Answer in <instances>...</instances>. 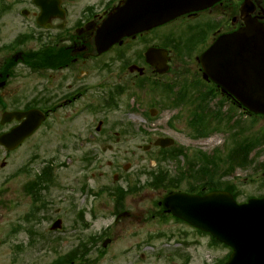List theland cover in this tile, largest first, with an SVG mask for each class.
Masks as SVG:
<instances>
[{"label":"flooded vegetation","instance_id":"1","mask_svg":"<svg viewBox=\"0 0 264 264\" xmlns=\"http://www.w3.org/2000/svg\"><path fill=\"white\" fill-rule=\"evenodd\" d=\"M126 1L62 0V11L52 13L48 20L45 17L48 27L39 25L38 21L43 12L34 0L31 9L25 14L29 23L20 29L15 28L11 20L6 23L5 17L12 10L10 6L6 12L0 11V104H28L29 98L33 99V105H42L41 102L44 101L51 123L61 119L65 131L76 132L78 121L83 114L88 111L94 115L104 95L113 94L110 99L125 102L127 97L124 94L142 93V99L157 102L168 92L164 84L166 75L157 73L155 67L147 60L150 48L168 49L171 64L180 54L197 58L195 42L201 40L211 43L222 31L219 28L215 30L212 26L216 21L225 25L220 19L222 15L214 17L211 21V14L216 11V5L211 9L185 14L136 35L123 37L108 50L99 52L96 47L99 27ZM257 14L264 17V13ZM233 17L238 19L230 18L231 26L236 27L242 23L239 16ZM29 32L32 37L41 41L35 50L33 38L32 42H22L23 39H28ZM24 46L31 48L23 49ZM28 56L59 57L61 61L54 64L49 61L43 64L34 63L33 67H30L22 61ZM178 65H181L179 61ZM22 67L28 69L33 76L30 93L29 89L25 90L18 84ZM45 68L47 71H42ZM190 85L195 91L194 82ZM181 88L180 83L173 82L172 93ZM221 95L231 102V105L244 112L245 116L248 115L249 112L233 97L222 93ZM201 99L204 102L210 99L212 102L215 97ZM217 113L218 107H212L213 123ZM223 115L228 118L229 113L225 112ZM224 124L235 136L243 132L242 120L231 118ZM93 127L92 132L97 133L96 124H90L89 130ZM124 255L117 264L135 263L130 249L124 252ZM136 264H145L143 255Z\"/></svg>","mask_w":264,"mask_h":264},{"label":"water","instance_id":"2","mask_svg":"<svg viewBox=\"0 0 264 264\" xmlns=\"http://www.w3.org/2000/svg\"><path fill=\"white\" fill-rule=\"evenodd\" d=\"M213 1L165 0L162 6L166 7L164 16L169 19L180 12L198 9ZM129 30H125L122 34ZM256 41L260 42L259 46L255 45ZM242 44H248V47H245L248 49V61L233 62L240 53ZM229 46H232V49H229ZM256 48L259 49V53L255 52ZM250 58L254 63L249 60ZM202 62L205 75H209L222 85H227V75L245 76L242 79L237 78L238 85L235 87L231 84L232 89L249 109L264 113L263 25L251 22L244 28L220 37L203 55ZM40 118V116L34 119L30 117L21 126V130L14 129L10 134L1 137L0 142H16V139H23L39 124ZM228 201L230 204L227 208L230 212L226 213L213 211L214 201L211 195L182 202L173 200L171 205L178 213L194 220L196 225L213 231L222 241L234 248L226 264H264V199L251 200L242 206L235 205L232 200ZM187 205H195V210H189Z\"/></svg>","mask_w":264,"mask_h":264},{"label":"rangeland","instance_id":"3","mask_svg":"<svg viewBox=\"0 0 264 264\" xmlns=\"http://www.w3.org/2000/svg\"><path fill=\"white\" fill-rule=\"evenodd\" d=\"M133 114V113H132ZM134 115V114H133ZM116 117V116H114ZM125 118V116H123ZM169 113L165 112L162 114L161 118L158 122H163L164 125L166 124V121L168 120ZM127 118H132L128 117ZM135 121L136 124L140 123V121ZM264 124V120H263ZM137 129V126L135 127ZM2 129L0 128V131ZM254 130H259L258 127H254ZM50 129L48 131L44 129L40 133H38L34 138L32 137L29 139L20 149H18L16 152H13L12 155L9 157V155H6L5 151L1 150L0 148V233L3 237H8V233H2V230L9 231L11 228L16 226L17 223H22V216L23 214L30 211V201L29 197L24 195V183L29 180V175H25L24 173H21L16 176H10L13 172L17 171L19 168L23 166H29L33 165V158H35L37 161H43L45 157L48 156L50 153H52L55 150V143L52 141V135L49 133ZM60 132V131H59ZM165 133L173 135L177 141L178 146H182L184 148H188L190 152H195L196 149H202L205 151H210L217 143L222 141V137L219 136L217 138L210 137L203 138L198 140L197 138L193 136H189L188 133L185 130H178L177 132L172 129L164 130ZM158 136H148V135H123L121 137L122 141L118 144L121 150H125L127 148L128 152L123 151H116V152H108L106 153L105 159H117L122 160L124 162L130 161L135 166L137 164L140 165L142 163L143 165H148L149 167L154 166L156 163V160L158 157H160L159 149L155 148L153 146L154 140ZM147 144H150L151 147L146 150L145 146ZM133 147V148H132ZM135 150V152H134ZM82 155V152H80ZM65 151H61L58 156L64 155ZM264 157V154L260 156V159ZM60 158V157H59ZM62 159V158H60ZM3 162L5 164L3 165ZM106 161H103L105 164ZM41 164L39 165V167ZM253 167H249L245 171H240L242 174L250 173L254 167L255 164L252 165ZM71 170H65L59 169L55 170L56 175L58 178V181L55 185H52L50 188L49 199L54 202L53 207L60 205L57 201L60 200V198L65 199L66 196H62L67 193L66 188L67 184L68 186H75V179H73L71 176L76 175L78 165L74 164L71 167ZM40 169V168H39ZM70 171L71 172L69 174ZM66 173L64 176L63 174ZM68 177V178H67ZM74 180V181H72ZM96 180V179H95ZM264 188H259V190H263ZM246 193L255 192V186H251L248 184L247 187H245ZM154 194L156 198L161 194V191L157 192H150V200H145L144 205L145 207H149V209H152L153 203L151 202L152 197H154ZM245 197V196H244ZM43 226H48V222H42ZM40 233L44 232L42 227L39 226ZM153 226H150V229L152 230ZM173 228H178V225H173ZM80 232V226L77 225L75 227V230L73 233H66V237L64 235V239H66V243L70 242L73 244L76 242L77 237H75ZM195 240V237L192 236ZM190 237V239H192ZM197 238L201 241L200 245H197L195 249H186V252L191 255L192 262L191 264H214L216 263L218 258H222L226 253L228 252L227 249L222 248L221 246L216 247H210L207 246V244L210 242V237L208 236H202L197 234ZM43 239V238H42ZM9 242L6 240V244L1 247V253H0V264H31L35 262L39 263H45L51 258V254L48 250H45L44 248H40L39 245H36V247L32 250H30V246L27 243V240L23 234V232H19L17 234L11 232L9 236ZM21 242L20 246L21 252L19 254H15V256L12 253V245ZM163 243V241L159 244L156 243L155 246L157 247L155 252L158 251V249L161 247L160 245ZM41 246H45V239H43ZM162 248V247H161ZM151 251L153 249H150ZM169 252V251H168ZM166 252V254L168 253ZM179 252V250L177 251ZM31 253V254H30ZM180 256H178L175 263L177 264H184L183 260L185 259L182 252L180 251ZM13 256V258H12ZM31 258L33 261H31ZM151 264H162L165 263V258H162L161 260H158L154 256H151L150 259Z\"/></svg>","mask_w":264,"mask_h":264}]
</instances>
